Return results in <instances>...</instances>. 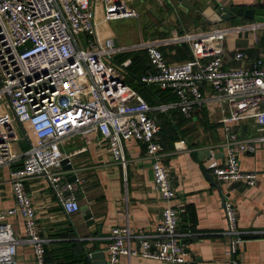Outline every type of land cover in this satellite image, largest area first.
<instances>
[{"label":"built area","instance_id":"2783aa9c","mask_svg":"<svg viewBox=\"0 0 264 264\" xmlns=\"http://www.w3.org/2000/svg\"><path fill=\"white\" fill-rule=\"evenodd\" d=\"M127 1L130 0H108L105 21L137 18V11L128 8ZM98 26L92 0H0V105H7L17 121L29 125L34 135L22 167L11 172L16 207L0 212V219L21 215L26 231L24 242L31 246L35 264L55 263L47 262L49 240L41 235L27 182L45 178L66 215L79 212L75 185L59 172L62 161L71 157L63 153L62 142L72 135L99 133L108 141L114 160L123 167L127 166L125 141L146 145V155L153 160L155 190L171 202L176 191L162 162L165 147L161 126L153 113L177 110L190 119L197 109L219 105V122L224 126L220 147L225 158L221 163L212 155L206 172L219 182H240L250 187L257 182L256 172L241 169L239 155L254 154L257 146L264 143V57H257L248 67L227 68L221 47L228 36L264 30L263 22L137 45V49L146 51L155 69L143 75L141 83L171 91L177 97L175 102L155 107L126 85L122 71L132 61L120 67L112 65L120 50L112 39L101 38ZM170 42L190 43L196 59L169 64L161 47ZM244 59V53L235 55L237 61ZM243 123H250L256 134L244 137L238 130ZM0 133V167L11 166L21 157L12 146L17 137L8 115H0ZM175 147L188 149L184 140L176 142ZM224 212L228 263L241 264L239 245L245 235L238 228L231 201H225ZM186 236L180 228L178 209L167 205L152 233H134L129 226L115 227L108 264H120L122 257L185 264L190 256L184 243ZM134 242L138 248H134ZM20 243L11 225L0 223V264H17Z\"/></svg>","mask_w":264,"mask_h":264},{"label":"crops","instance_id":"0c3cea01","mask_svg":"<svg viewBox=\"0 0 264 264\" xmlns=\"http://www.w3.org/2000/svg\"><path fill=\"white\" fill-rule=\"evenodd\" d=\"M183 1L130 0L126 2L127 6L137 11V18L107 22L104 15L108 0H92L101 38L112 39L120 50L111 61L112 65L120 67L127 60L133 61L122 71L124 81L151 105H159L164 95L157 86L146 87L141 83L140 78L155 69L149 64L146 51L137 49V45L214 30L228 23L211 25L199 18L200 13L208 9L222 10V14H229L233 7L241 6L264 10V0H187L189 5L196 7V11L182 7ZM251 33L256 32L232 35L236 38L234 43L229 42L230 36L226 38L221 49L227 68L248 67L257 57H264V33L259 36ZM161 50L171 65H180L197 57L190 43L170 42ZM237 53H244L245 59L235 60ZM203 88L208 92V87ZM4 114L11 119V127L17 137L12 146L21 158L11 166L0 167V212L16 207L10 183L11 172L22 167L23 156L34 142L29 125L19 123L11 109L1 104L0 115ZM163 114L167 113L154 112L153 117L163 127L161 139L165 144V156L162 162L176 191V198L171 202L164 200L155 190L153 160L146 155V145L136 140L125 141L127 166L123 167L114 160L108 141L99 133L72 135L61 145L63 153L71 156L68 159L72 170H65L61 165L59 172L63 173L64 180L75 185L80 207L78 213L66 215L45 178L35 177L27 182V192L33 201L41 235L49 240L48 263L92 264L86 255L102 252L108 261L115 227L129 226L134 233L140 230L152 233L162 221L167 205L178 209L181 231L187 235L184 243L190 256L185 264H229L228 239L224 235L227 229L225 201L234 204L238 228L245 236L264 235V143L257 146L254 154L239 155L241 169L258 174L255 186L233 181L219 182L206 172L205 167L212 155L224 162L225 151L220 147L224 141V126L219 122L221 107L208 105L197 109L190 119L181 114L175 118ZM238 130L244 137L256 134L250 123H243ZM180 139L186 141L188 149H176L175 143ZM89 213L91 217L86 218ZM0 223L11 225L14 236L21 242L17 264H35L32 248L24 242L26 231L21 215L6 216L0 219ZM133 246L138 248L135 242ZM239 258L241 264H264V236L243 239L239 245ZM120 264L164 263L122 257Z\"/></svg>","mask_w":264,"mask_h":264},{"label":"water","instance_id":"95a60500","mask_svg":"<svg viewBox=\"0 0 264 264\" xmlns=\"http://www.w3.org/2000/svg\"><path fill=\"white\" fill-rule=\"evenodd\" d=\"M182 7L185 9L191 10V11H196V7L193 5H189L188 1L185 0L182 3ZM245 17L249 20H255L257 22H263L264 23V10H247L245 12ZM199 18H202L206 22H209L211 25H214V23H223V22H229L230 20H233L235 17L231 16L230 14H222L219 10H213V9H208L207 11L200 13ZM62 166L65 167V170H72V164L69 159H65L62 161ZM72 180H75L74 178ZM91 215L90 213L87 215L86 218H90ZM264 235L260 234H250L246 235L243 237V239H251V238H259ZM88 259L92 264H108V261L106 259V254L105 253H96L93 254L92 256H88Z\"/></svg>","mask_w":264,"mask_h":264},{"label":"trees","instance_id":"16d2710c","mask_svg":"<svg viewBox=\"0 0 264 264\" xmlns=\"http://www.w3.org/2000/svg\"><path fill=\"white\" fill-rule=\"evenodd\" d=\"M252 8L253 7H242V6L241 7H233L232 10H231V12L229 14L231 16H234L235 18L233 20H230L228 22V24H231L232 26H241V25H245V24L250 23L251 21L248 20V19H246V17H245V12L247 11V9H252ZM220 12H222V10ZM148 60H149V58H148ZM132 64H133V61H132ZM149 64H150V61H149ZM147 73H152V72L151 71H148V72H146V74ZM160 93L164 95V98L162 99V101H160V104L159 105H161V104H169V103H172V102L177 101V97L171 91H163V90H160ZM149 105H151V104H149ZM151 106L154 107V106H158V105H155L154 104V105H151ZM180 114H181L180 111L171 110V111H168L166 115L165 114H163V115H165V116H168L169 115L168 116L169 118H172V117L175 118L177 115L179 116ZM157 122L160 124L159 120H157ZM164 124H165V122L163 121V125ZM163 133H164L163 132V127L161 125V137L163 136ZM163 140H164V137H163ZM181 140H184V139H180L178 141H181ZM178 141H176V142H178ZM162 143H163V145H165L163 141H162ZM86 258H87V255H86Z\"/></svg>","mask_w":264,"mask_h":264},{"label":"rangeland","instance_id":"374dc122","mask_svg":"<svg viewBox=\"0 0 264 264\" xmlns=\"http://www.w3.org/2000/svg\"><path fill=\"white\" fill-rule=\"evenodd\" d=\"M133 24L136 27L138 26L137 22H133ZM219 26H221L222 28H226V27H231L232 25H230V24L227 23V24H221ZM263 33H264V31H262V32H256V33H251V34H257V36H259L260 34H263ZM253 38H254V36H253ZM228 39H229V42L231 41L232 43H234V41H236L235 40L236 38H234L232 35L230 37H228ZM62 151H63V149H62Z\"/></svg>","mask_w":264,"mask_h":264}]
</instances>
